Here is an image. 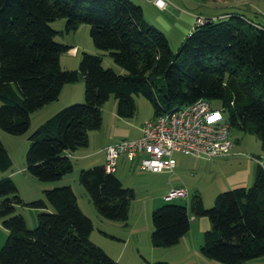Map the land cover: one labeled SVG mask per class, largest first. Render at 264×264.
I'll list each match as a JSON object with an SVG mask.
<instances>
[{"label":"trees","instance_id":"obj_1","mask_svg":"<svg viewBox=\"0 0 264 264\" xmlns=\"http://www.w3.org/2000/svg\"><path fill=\"white\" fill-rule=\"evenodd\" d=\"M57 18H66V32L87 23L94 46L108 52L122 72L105 66L101 53L86 50L77 68L62 69L60 56L71 46L55 39L62 31L50 23ZM202 18L174 51L133 0H0V129L26 133L33 112L57 100L64 84L84 79L82 103L65 105L28 134L25 169L41 181L70 172L67 152L88 144L89 131L100 128L101 107L111 95L123 117L135 114L133 95L138 93L152 102L154 115L159 105L218 100L229 112L230 126L257 133L264 151V26L240 12ZM262 158L250 185L219 192L212 207L205 208L201 196L193 195L192 212L210 221L200 246L204 256L224 264L264 256ZM11 163L0 141V170ZM78 181L101 217L128 219L134 190L115 172L98 164L80 169ZM43 195L27 203L42 210L36 226L28 228L15 213L22 199L14 181L0 177V220L8 233L0 264H123L90 240L92 219L70 184L44 189ZM151 218L153 246H172L190 229L185 205L163 203Z\"/></svg>","mask_w":264,"mask_h":264},{"label":"rangeland","instance_id":"obj_2","mask_svg":"<svg viewBox=\"0 0 264 264\" xmlns=\"http://www.w3.org/2000/svg\"><path fill=\"white\" fill-rule=\"evenodd\" d=\"M168 6L164 9H157L153 4V0H136L135 3L140 4L143 9L145 19L157 28L162 30L168 37L171 48L176 51L179 45L184 41L189 29L191 30L195 25L196 16L201 14L206 17L217 18L224 16L226 13L240 12L249 17L252 21L264 26V0H167ZM192 13L193 19L183 17L185 14ZM184 14V15H182ZM66 18H57L50 23L54 29L61 30L55 39L61 42L68 41V43L76 45L79 44L80 50L77 55H72L70 50L63 52L60 56V66L62 69L77 68L79 64L80 54L82 50L90 51L88 47L94 51L102 53L103 64L107 66V62L118 68L112 61L108 52L97 49L89 34V25L81 23L76 30L66 32L64 23ZM192 21V22H191ZM182 41V42H181ZM163 78L156 80V84L160 87L163 84ZM81 93V99L77 100L78 94ZM73 103H82L84 101V79L78 78L73 82L72 91ZM66 90L62 91L61 95L51 105L36 110L30 115L31 126L24 134H11L0 129V141L8 151L12 163L6 170H0V177L9 176L14 181L18 195L22 199L21 203L15 204V213L21 214L26 222L28 228H34L37 224V215L41 209L30 207L28 202L43 198V190L51 189L56 186L70 184L79 199V204L83 212L88 215L93 222V229L90 234V240L103 248L111 257L116 258L121 249V241L119 243L118 237L131 236L136 238L132 228L140 229V233L152 227V210L163 203H177L185 205L188 209L189 215L192 214L190 201L196 193L201 196L205 208H210L214 205L215 196L219 192L227 190L223 188V180L238 176L245 170L247 162L258 161V157L264 156V151L261 147L260 139L257 133L246 131L237 125L230 126V137L233 141L231 151H235V155L228 160H216V158L195 157L175 152L177 166L175 170L180 177H176L171 172L152 173L135 168H131L130 161L127 167L124 165L118 170L123 185L134 190V197L131 200L128 219L111 220L98 215L93 203L89 199L84 187L78 181V174L80 168L73 165V168L62 179L54 181H41L25 169V153L28 147V134L39 123L43 122L50 115L61 109L65 105L68 98ZM113 96V95H111ZM136 104V112L131 118H126L132 127L140 120L149 118L154 114V106L152 102L142 93L134 94ZM63 103H68L64 104ZM213 105L220 107L221 102L218 100L212 101ZM111 99L104 102L105 117L108 124V112L110 111ZM224 117L229 118L228 110L224 111ZM40 121V122H39ZM104 124V125H107ZM106 127L102 124V129ZM101 129V128H100ZM95 129L94 132H96ZM123 157V156H121ZM125 158V157H124ZM252 158V159H251ZM120 160V158H119ZM136 165V164H134ZM126 167V168H125ZM62 180V181H61ZM178 181V182H177ZM183 185L187 189L186 197H176L172 200H165L163 197L171 189V185ZM252 182H249V185ZM176 187V186H175ZM170 189V190H169ZM169 190L168 192H166ZM202 216L204 220H209L206 215ZM204 224V223H203ZM202 221L199 219L195 223L193 233L190 238L195 244V250L200 253V246L204 240V232L202 230ZM198 225V226H197ZM106 229L109 233L106 235L100 230ZM146 233V232H145ZM7 230L2 225L0 220V248L3 245ZM151 234V232H150ZM135 235V236H134ZM131 237V239H132ZM124 249V254L119 257L123 264H146L147 261L154 262L156 260H169L171 264H179L181 260V252L178 250L181 247H159L153 246L150 235L148 241L143 237L140 244L131 243ZM115 246V247H113ZM194 249V248H193ZM155 250V251H153ZM162 250V251H160ZM191 255V252L188 253ZM158 255V256H154ZM119 261V260H118ZM128 261V262H127Z\"/></svg>","mask_w":264,"mask_h":264},{"label":"built area","instance_id":"obj_3","mask_svg":"<svg viewBox=\"0 0 264 264\" xmlns=\"http://www.w3.org/2000/svg\"><path fill=\"white\" fill-rule=\"evenodd\" d=\"M153 3L160 9L169 4L167 0H153ZM203 21L198 16L195 24ZM224 111V107H215L207 98L172 107L159 105L158 113L142 124L139 137L119 139L105 146L104 168L115 172L123 156L138 160L144 170L172 171L176 164L175 152L206 158L229 154L233 141ZM258 162L263 164V158L259 157ZM187 194L186 188L175 187L164 199L186 197Z\"/></svg>","mask_w":264,"mask_h":264},{"label":"crops","instance_id":"obj_4","mask_svg":"<svg viewBox=\"0 0 264 264\" xmlns=\"http://www.w3.org/2000/svg\"><path fill=\"white\" fill-rule=\"evenodd\" d=\"M133 1L136 2V0H133ZM156 8L160 9L158 7H156ZM182 15H184V14H182ZM198 16H202V15L198 14L196 17H198ZM183 17H185L187 19H190V20L193 19L192 13H189L187 15L185 14ZM190 31L191 30L189 29V32ZM189 32H188V34H189ZM65 43H67V44H69L71 46V48L69 50L72 52V55H77L78 54V52L80 50V47H79L80 45L79 44L73 45V44L68 43V41H65ZM88 49L90 50V52L100 53L98 51H94L90 47H88ZM107 66H113L116 69V71L122 72V70H120L119 68L115 67L112 64V62L109 63V61H108L107 62ZM64 90H66V94L68 93V95H69L68 98L66 99V102L72 103L73 102V99H72V96H73L72 95L73 82L64 84L62 89H61L60 95H61L62 91H64ZM77 98H78L77 100L81 99V93H80V95L78 94ZM109 99H111V104L109 105L110 106V111L108 112V115H107L108 116V124H107V120H106L105 113H104L106 108H105V106H103V104H104L103 103L102 107H101V114H102V123H101V126H100L101 129L98 128L99 130H96V132H94V130H90L89 131L88 144L87 145L79 147L75 151L67 152V156L69 157V159L71 160V163H72V168H73V165L78 166L77 169H79V168L82 169V168L92 167V166L98 165V164H104V162H105V146L108 143L113 142V141H117L119 139H126V138L127 139H132V138L139 137L141 135V126H142V124L146 120H148V119H150V118H152L154 116V114H153L149 118H145L144 120H140L136 125H134L132 127L130 122L126 119V118H131V117H123V116H121V115H119L117 113V107H116L117 104H116L115 97L114 96H110ZM53 102L54 101H52V102H50V103H48L46 105H51ZM68 103H63V105L64 104H68ZM46 105H44L43 107H45ZM102 124L106 128L102 129ZM104 124H107V125H104ZM233 155H235V151H230L229 154H226V155H223V156H217L215 158H216V160H228ZM130 161L135 162V163H132L130 165L131 168H135L136 166H138V168L137 167L136 168L139 169V170L152 172V173H160V172H153V171L142 169L140 167V165H139V161L138 160H128L127 158L120 157V160L118 161L117 170L115 171L116 175L120 179H121V177L117 173L118 170H120L121 167H123L124 165L127 167L128 163ZM134 164H136V165H134ZM176 166H177V161H176V164H175V166H174L172 171H164V172H171L172 174L175 175V178L176 177H180L179 173H177V171L175 170ZM258 166H259V162L257 160H254V162H250V160H249V162H247L245 170L242 171L241 174L238 175V176L234 175V177H231L229 179L223 180L222 187L226 188V189H230V188H233V187L239 186V185L248 186L249 182H253V180L255 178V175H256V172L258 170ZM161 172H163V171H161ZM121 181H122V179H121ZM175 186L176 187H183V185H181V184H177L176 185V183H175ZM175 186L171 185L170 189L175 188ZM169 190H167L166 192H168ZM77 199H78V197H77ZM78 203H79V199H78ZM189 216H190V229L180 238L178 243H176V244H174L172 246H166V247H173V248L174 247H178V248L181 247L178 250V252L182 253L181 260H180L179 264H224V263H222L220 261L208 258V257L204 256L201 252L199 253L198 250H195V244L193 243L192 239L190 238V234L193 233V229L195 227V223L197 221H199V219H201L202 224L204 223L202 225V230H203V232H205V230L210 228V221L208 219L204 220L205 218H202V216L198 217L193 212ZM105 230L106 229H101L100 231L102 233H105L106 235H109V233H107ZM132 230H133L132 232L136 234V238H134L132 236H131L132 239H131V237L130 238H128V237H124V238L118 237L119 243L121 241V249L122 250L119 251L117 257L115 258L116 260L120 261L119 257H121L122 254H124V250H125L124 248L129 245L128 242H130L131 240L135 239L134 240L135 243H131L134 246H135V244L139 245L141 243L140 241L143 240V237H146V241H148L150 232L152 231V227L150 228V227L147 226V229L144 231V234H143V231L140 233L141 230L138 229V228L137 229L132 228ZM113 247H115V246H113ZM159 247H162V246H159ZM153 251H155V250H153ZM160 251H162V250H160ZM190 252H191V255L188 254ZM154 256H158V255H154ZM167 261L169 262V260H167ZM127 264H129V263H127ZM244 264H264V256L257 257V258H252V259L247 260L246 262H244Z\"/></svg>","mask_w":264,"mask_h":264}]
</instances>
